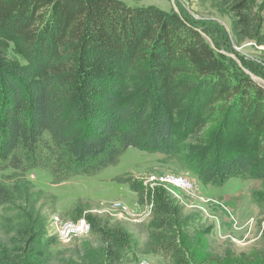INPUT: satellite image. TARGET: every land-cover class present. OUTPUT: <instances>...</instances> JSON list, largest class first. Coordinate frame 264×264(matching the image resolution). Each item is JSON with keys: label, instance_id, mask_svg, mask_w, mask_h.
<instances>
[{"label": "trees", "instance_id": "trees-1", "mask_svg": "<svg viewBox=\"0 0 264 264\" xmlns=\"http://www.w3.org/2000/svg\"><path fill=\"white\" fill-rule=\"evenodd\" d=\"M235 8L239 14L247 5ZM9 36L22 45L28 65L7 61L2 38ZM127 89L135 94L125 95ZM204 89L211 91L209 105L249 102L242 115L264 145V89L230 71L178 16L120 0H0V169L43 167L63 181L96 175L130 148L176 156L182 136L169 94L190 102ZM217 157L218 163L213 159L195 171L203 182L219 187L234 177L264 176V168L251 173V155ZM126 183L141 206L152 207L154 245L166 255L178 251L187 220L181 204L163 187L133 178ZM18 200L0 185V207ZM23 213L26 221L13 239L20 245L0 244V264H30L35 253L40 226L33 210ZM76 214L87 218L107 255L118 260L131 235L82 209Z\"/></svg>", "mask_w": 264, "mask_h": 264}, {"label": "rangeland", "instance_id": "rangeland-1", "mask_svg": "<svg viewBox=\"0 0 264 264\" xmlns=\"http://www.w3.org/2000/svg\"><path fill=\"white\" fill-rule=\"evenodd\" d=\"M120 1L178 16L215 48L230 71L264 89V0ZM240 2L247 9L237 14L235 6ZM2 46L10 64H29L15 38H2ZM134 92L127 89L125 95ZM169 98L177 135L182 136L176 156L130 148L96 175L63 181H56L52 171L43 167L0 169V185L19 199L16 206L0 207V244L19 247L13 239L26 221V209L33 210L40 226L30 264H264V176L234 177L218 187L203 182L195 172L201 165L210 166L213 159L218 163L217 156L234 159L247 155L254 160L251 173L261 172L264 149L259 152L258 145H263V140L250 135L242 115L249 102L209 105L210 89L190 102L174 91ZM171 177L186 180L191 187L167 183ZM132 178L145 187L165 188L184 208L187 220L178 251L166 255L154 245L152 207L139 204L138 195L126 183ZM238 188L243 192L241 197L232 196V203H225L223 193ZM77 209L98 218L109 229L121 227L131 235V243L118 252V260L107 255L106 244L91 232V226L89 233L63 234L70 223L88 222L86 217L77 219Z\"/></svg>", "mask_w": 264, "mask_h": 264}, {"label": "built area", "instance_id": "built-area-1", "mask_svg": "<svg viewBox=\"0 0 264 264\" xmlns=\"http://www.w3.org/2000/svg\"><path fill=\"white\" fill-rule=\"evenodd\" d=\"M167 183L170 184H176L179 186H183V187H191V184L188 183L186 180H176L175 178L171 177V178H167L165 180ZM62 223V222H61ZM56 224L60 226V220L56 221ZM90 231V225L88 224V222L86 220H81L79 222H77V224H68L66 225L63 234L66 236H70L73 234H83V233H89Z\"/></svg>", "mask_w": 264, "mask_h": 264}, {"label": "crops", "instance_id": "crops-1", "mask_svg": "<svg viewBox=\"0 0 264 264\" xmlns=\"http://www.w3.org/2000/svg\"><path fill=\"white\" fill-rule=\"evenodd\" d=\"M240 189L238 188L237 190H235V191H232V192H225V193H223V201L225 202V203H230L231 201H232V196H234V197H236V198H240L241 197V193H243V192H241V191H239ZM232 203V202H231Z\"/></svg>", "mask_w": 264, "mask_h": 264}, {"label": "water", "instance_id": "water-1", "mask_svg": "<svg viewBox=\"0 0 264 264\" xmlns=\"http://www.w3.org/2000/svg\"><path fill=\"white\" fill-rule=\"evenodd\" d=\"M212 46V45H211ZM213 47V46H212ZM254 81H256V79H253Z\"/></svg>", "mask_w": 264, "mask_h": 264}]
</instances>
